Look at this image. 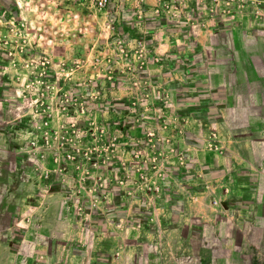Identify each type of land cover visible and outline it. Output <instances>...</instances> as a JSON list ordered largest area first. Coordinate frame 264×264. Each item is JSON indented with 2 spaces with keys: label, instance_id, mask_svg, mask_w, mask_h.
<instances>
[{
  "label": "rangeland",
  "instance_id": "obj_1",
  "mask_svg": "<svg viewBox=\"0 0 264 264\" xmlns=\"http://www.w3.org/2000/svg\"><path fill=\"white\" fill-rule=\"evenodd\" d=\"M11 186L13 264H264V0H0Z\"/></svg>",
  "mask_w": 264,
  "mask_h": 264
},
{
  "label": "crops",
  "instance_id": "obj_2",
  "mask_svg": "<svg viewBox=\"0 0 264 264\" xmlns=\"http://www.w3.org/2000/svg\"><path fill=\"white\" fill-rule=\"evenodd\" d=\"M245 37L244 35H238L235 40V55H238L239 58H237L236 62L240 63L241 66L238 65V69L240 70H249L252 71V74H255V70L257 69L254 64H252V59L250 57L248 49L245 47ZM234 75V73H233ZM257 75V74H255ZM11 182V181H10ZM3 205L0 206V219L3 221L5 217L8 218V222L4 225L0 226V262H5V264H13V262H21V261H29L31 257H24L23 255L17 256L16 254L17 250H15V245L12 242L15 238L24 240L25 238L29 239V236H35L37 235V232L31 233V235H28L26 232L24 236V233L15 231L14 227V220L13 217V208H11L9 205L10 202H12L13 198H16V194H14V190L11 187H9V190L3 195ZM10 206V207H9ZM10 218V222H9ZM9 229H13L12 233L9 232ZM31 229L34 230L33 226ZM4 232V233H2ZM35 234V235H34ZM32 238V237H31ZM19 240H17L18 242ZM19 246V245H18ZM16 245V247H18ZM16 253V254H15Z\"/></svg>",
  "mask_w": 264,
  "mask_h": 264
},
{
  "label": "trees",
  "instance_id": "obj_3",
  "mask_svg": "<svg viewBox=\"0 0 264 264\" xmlns=\"http://www.w3.org/2000/svg\"><path fill=\"white\" fill-rule=\"evenodd\" d=\"M172 23H173V24H171V25H172V27H174V26H175L174 24H176V21H173ZM168 169H169V171L172 172L173 174H176V172H177V171H175V169H172V167H169ZM168 169H167V170H168ZM176 176H177V175H176ZM115 207H116V206H114L113 208H115ZM112 210H113V209H112Z\"/></svg>",
  "mask_w": 264,
  "mask_h": 264
},
{
  "label": "built area",
  "instance_id": "obj_4",
  "mask_svg": "<svg viewBox=\"0 0 264 264\" xmlns=\"http://www.w3.org/2000/svg\"><path fill=\"white\" fill-rule=\"evenodd\" d=\"M105 4H106V0H98V5H99L100 7L105 6Z\"/></svg>",
  "mask_w": 264,
  "mask_h": 264
}]
</instances>
